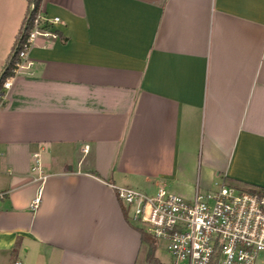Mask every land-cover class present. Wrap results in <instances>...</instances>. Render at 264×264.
Instances as JSON below:
<instances>
[{
  "label": "crops",
  "instance_id": "crops-1",
  "mask_svg": "<svg viewBox=\"0 0 264 264\" xmlns=\"http://www.w3.org/2000/svg\"><path fill=\"white\" fill-rule=\"evenodd\" d=\"M40 7L58 37L0 105V264H147L111 186L264 188V0ZM27 8L0 0V73Z\"/></svg>",
  "mask_w": 264,
  "mask_h": 264
},
{
  "label": "built area",
  "instance_id": "built-area-1",
  "mask_svg": "<svg viewBox=\"0 0 264 264\" xmlns=\"http://www.w3.org/2000/svg\"><path fill=\"white\" fill-rule=\"evenodd\" d=\"M58 17L48 18L40 5L28 4L21 25L11 74L1 85L2 99L12 80L31 68L28 54L38 38L57 39ZM33 181L42 183L38 166ZM129 221L161 243L171 264H264V195L215 181L212 188L196 187L189 198L164 185L153 194L111 186ZM40 187L29 208L36 210ZM5 193H0V200ZM13 264H22L19 261Z\"/></svg>",
  "mask_w": 264,
  "mask_h": 264
},
{
  "label": "trees",
  "instance_id": "trees-1",
  "mask_svg": "<svg viewBox=\"0 0 264 264\" xmlns=\"http://www.w3.org/2000/svg\"><path fill=\"white\" fill-rule=\"evenodd\" d=\"M28 4H34L35 7H38L40 5L41 0H26ZM23 36V29L20 28L13 48L11 50V53L9 54V57L7 58L5 65L0 73V105L4 103V100L2 99L3 96V90L1 88L2 83L4 82L5 78L11 74V69L13 67V60L15 59V52L17 50V46L19 42L21 41V37ZM225 180V179H224ZM226 182V181H225ZM233 185H240L238 182H233ZM248 191H256L259 194L264 195V188H259V187H246ZM135 229L140 233L141 236V241L143 243H146L148 248H147V253H146V262L147 264H161L158 259L155 257V243L156 241L152 239L149 235H147L142 228L138 227L137 225L135 226Z\"/></svg>",
  "mask_w": 264,
  "mask_h": 264
},
{
  "label": "rangeland",
  "instance_id": "rangeland-1",
  "mask_svg": "<svg viewBox=\"0 0 264 264\" xmlns=\"http://www.w3.org/2000/svg\"><path fill=\"white\" fill-rule=\"evenodd\" d=\"M217 178L214 177V181L216 180ZM159 246V247H158ZM155 248L158 249V252H157V256L158 258L162 261L163 264H171L170 262V258L169 256L166 254V252L164 251V247L161 243L158 244V242L155 243Z\"/></svg>",
  "mask_w": 264,
  "mask_h": 264
}]
</instances>
